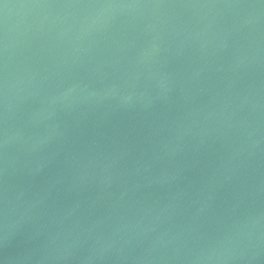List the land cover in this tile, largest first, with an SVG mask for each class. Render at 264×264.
Masks as SVG:
<instances>
[{
    "label": "water",
    "instance_id": "1",
    "mask_svg": "<svg viewBox=\"0 0 264 264\" xmlns=\"http://www.w3.org/2000/svg\"><path fill=\"white\" fill-rule=\"evenodd\" d=\"M0 264H264V0H0Z\"/></svg>",
    "mask_w": 264,
    "mask_h": 264
}]
</instances>
